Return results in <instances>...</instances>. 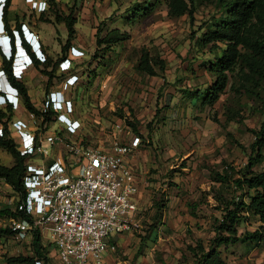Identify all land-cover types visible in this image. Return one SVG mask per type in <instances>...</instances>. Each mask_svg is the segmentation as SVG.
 <instances>
[{"label": "rangeland", "instance_id": "374dc122", "mask_svg": "<svg viewBox=\"0 0 264 264\" xmlns=\"http://www.w3.org/2000/svg\"><path fill=\"white\" fill-rule=\"evenodd\" d=\"M96 2L98 5L77 8L70 1L49 9H61L65 14L73 9L75 15L84 12L83 25L89 30L88 34L75 37L76 44L84 49V55L79 56L82 61L76 67L80 68L78 82L82 84L78 91L70 92L73 100L80 103L78 110L83 111L82 103L88 94L85 88L91 86L93 95L98 96L94 101L104 96L107 109L102 122L87 125L89 131L81 135L84 141L93 147L107 148L116 123L124 126L123 141L130 142L134 136H141L134 153L139 165L135 174L141 189L138 210L131 229L121 233V237L116 236L117 250L109 251V257L107 253L105 264H195L196 257L189 247L196 246L200 240L208 243L215 237L218 219L222 217L221 198L232 199L242 194V191L236 192L233 183L221 184L218 173L230 167L244 169L250 161L254 164L250 170H264V149L261 154L252 151L253 130L259 129L264 121V89H258V93L247 91L236 70L230 73L228 87L215 103L203 102L215 80L210 66L221 55V48L202 43L213 16L218 15L213 6L197 4L191 20L187 15L170 17L164 0L155 8L148 6L145 10L138 7L155 0ZM47 13L46 18L42 17L44 20L49 19ZM100 27L102 37L115 27L128 32L129 37L110 47L97 46ZM59 28L61 31H57L51 44L48 42L52 57L48 56L43 65L52 78L38 69L50 81L58 83L75 70L74 66L70 71L61 70L60 62L67 57L78 58L72 54L71 45L67 51L62 50L68 32L64 25ZM144 49L150 52L153 63L158 58L165 61L164 71L149 75L139 70ZM2 78L3 89L8 88L7 77ZM19 96L20 105L13 112L21 115L14 112L10 119L4 118L8 125L12 121L11 128L28 115L22 94ZM45 98L38 102L40 108ZM0 109L7 110L8 105L2 103ZM45 121L51 126L50 131L56 130L53 126L58 121L57 114H51ZM13 162L11 153L0 146V163L10 166ZM4 186L0 179V188ZM7 189L3 195L15 206L17 194L12 187ZM243 198L249 201L247 196ZM157 201L163 203L162 219L147 238ZM258 225V218L245 212L239 234L254 231ZM1 227L10 229L9 220L3 221ZM2 237L0 264H6L7 256L33 254L31 233L26 238L14 232L4 233ZM42 241L52 250L45 237ZM220 251L226 264H264V242L259 245L231 242L221 246ZM53 255L50 257L57 261Z\"/></svg>", "mask_w": 264, "mask_h": 264}, {"label": "built area", "instance_id": "2783aa9c", "mask_svg": "<svg viewBox=\"0 0 264 264\" xmlns=\"http://www.w3.org/2000/svg\"><path fill=\"white\" fill-rule=\"evenodd\" d=\"M28 1L33 2L34 7L49 2ZM6 2L0 0V45L6 49L9 47L10 51L12 37L5 33L3 22ZM14 35L19 41L16 40L13 68L15 78L21 80L29 68L37 67L34 61L29 66V56L22 46L19 32L16 30ZM71 50L74 56L84 55L76 47ZM72 63L73 60L67 57L60 62V69L70 71ZM4 75L8 79L6 71L1 68L0 104L17 109L21 92L11 84L7 102L2 92ZM79 79L77 74L70 75L63 89L75 85ZM44 102L43 108H38L42 116L28 111L27 119L15 123L14 128H11L12 121L8 125L17 149L27 157L26 195L20 198L17 194L15 206L13 201L10 204L28 217L6 216L9 226L21 238L38 229L52 246L51 254L57 257L52 264H105L107 253L117 250L114 237L131 229L133 216L138 210L139 182L128 158L139 147L141 137L136 135L129 143L123 141L124 126L116 123L109 149L86 145L78 138L79 121L71 117L74 103L62 89L50 92ZM51 111L56 112L63 128L49 130L44 114ZM5 128L4 122L0 121V137L5 134ZM56 146L61 147L63 155L53 157ZM36 264L43 263L38 261Z\"/></svg>", "mask_w": 264, "mask_h": 264}, {"label": "trees", "instance_id": "16d2710c", "mask_svg": "<svg viewBox=\"0 0 264 264\" xmlns=\"http://www.w3.org/2000/svg\"><path fill=\"white\" fill-rule=\"evenodd\" d=\"M164 1H166L170 17L187 15L191 20H194L197 4L211 5L218 14L213 16L202 39V43L205 45L211 44L212 48H221V55L217 56L215 62L210 66V70L215 75V80L204 95L203 102L205 104H213L219 99L228 87L230 73L236 70H239L243 86L247 91L258 93V89H264V0ZM8 3L9 1L6 2V5ZM159 3H161L160 0H155L150 4L144 3L138 9L145 10L148 6L155 8ZM53 14L55 15L53 22H64L68 29L67 41L62 46V50L66 51L76 35L77 17L73 9L69 14L62 13L61 9H55ZM101 30L102 27H100L97 35V46L110 47L125 41L129 37L128 32L122 31L120 28L110 29L103 37L100 36ZM11 36L14 38V33ZM21 38L25 48L29 50L30 45L23 36ZM29 52L31 51L29 50ZM31 54L37 68L40 64L44 65L48 60L47 56L38 58L35 53L31 52ZM152 60L150 52L144 49L138 64L139 70L149 75H158L165 70L164 60L158 58L155 63ZM12 64L13 58L4 59L3 67L10 83L21 92L26 109L40 115L41 112L31 100L25 84L14 77ZM43 68L41 71L52 78V74ZM13 114L12 106H9L7 110L0 109V121L6 125L5 134L0 137V146L11 153L14 158V162L10 166L0 163V179L9 184L20 198H24L26 195L24 175L27 169V157L17 149L15 140L10 137L8 123L4 119H10ZM51 114H56V112L45 113V120L50 119ZM253 133L252 151L255 154H261L264 149V121L259 129L253 130ZM253 165V162L250 161L244 169L236 170L230 167L229 170L218 173L217 180L221 184L233 183L236 192L242 191V194L241 197L234 195L232 199L221 198L223 204L222 217L218 219L219 224L215 229V237L208 243L200 240L196 246L189 247V250L196 257L195 264H226V260L221 256L220 247L231 242H250L257 245L264 242V170H250ZM236 174L239 176L236 177ZM243 195L247 196L249 201H246ZM155 207H157V211L154 214L153 222L147 229V238L156 228V223L162 219L163 203L157 201ZM0 212L9 218L28 219L24 213L17 211L12 206L1 209ZM245 212L257 217L259 225L254 231H245L239 234V225ZM8 232L13 233L14 231L11 228H0V235ZM31 237L33 254L7 256L6 264H36L38 261L43 264L53 263V259L50 257L51 250L43 243L40 231L34 229ZM145 239L143 237L142 242Z\"/></svg>", "mask_w": 264, "mask_h": 264}, {"label": "crops", "instance_id": "0c3cea01", "mask_svg": "<svg viewBox=\"0 0 264 264\" xmlns=\"http://www.w3.org/2000/svg\"><path fill=\"white\" fill-rule=\"evenodd\" d=\"M8 1L9 3L4 7V13H3V22H4L5 30H6L5 33L12 35V33H14L17 30L19 32L22 46L26 47L23 44V41L21 38L23 36L28 42V44L30 45L29 50L32 53H35V55L38 58H43L46 56L52 57L50 49H48V45L51 44V40L54 39L55 35L57 34V31L60 30L59 27L63 25L66 26L64 22H61V23L53 22L55 20V15L53 14V11H50L49 9L51 8V6H54L55 3L59 6L61 3L68 4L70 3V1H73V4H75L77 8H81V7L84 8L86 5L89 6L90 4L98 5V2H96V0L95 1L92 0V2L91 1L87 2V0H54V1L49 0L50 2L38 4V5H35V7L33 5L34 3L28 0H7V2ZM39 9H41L42 11L39 12L38 11ZM46 12H48L47 14H49L48 20L43 19V18H46ZM87 16L90 17V15H87ZM76 17H77V23L75 25V28H76L77 37L78 35H81L80 33L88 34L89 30L85 25H83L84 21H82V18H84V12L79 11V14H77ZM115 28H118V27H115ZM67 32H68V29H67ZM0 35H1V32H0ZM76 39L77 38H74L72 40V43L70 44L71 47H76L80 50H84L82 45H80L78 42L76 44ZM12 43L14 45V38L12 39ZM7 49H9V47ZM15 52L16 51L14 49L13 55ZM31 52L29 53L31 54ZM68 53L70 54V50L68 51ZM0 55H1L0 56V69H1L4 66V59L7 60V58L1 53V47H0ZM71 59L73 60L72 65L74 66L73 69L75 70H73V72H71L70 74H67L65 79L62 80L60 83H58L56 80L50 81L46 75H44L42 72L39 71L41 68H43V64H40V66H38L39 70L38 69L37 70L39 71V73H37V70L36 72H34L33 69L29 68V70L25 74V79H21L19 81L25 84L28 90V94L31 97V100L35 103L36 107H38L39 109H40V104H38V102H41L43 97L45 98V96L48 95L50 92L58 91L62 89L64 95L68 99L75 101V107H74L75 111L73 112V114H71V117H73V119L79 121L80 123V129L78 130V138H80V140L83 141L84 144L89 145L88 141L87 140L84 141L85 139L81 135L87 134L86 132L89 131L87 125H89L91 122L92 123L98 122V121L102 122L103 113L106 111L107 106L104 103V99H103L104 96H102L99 99L100 101H98L97 99H96V102L94 101L95 96L96 97L98 96L93 95L94 94L93 87L90 86V87L85 88V91H87L88 94L87 96H85L84 103H82L83 111L78 110L80 103L77 100H73L70 91L71 90L78 91L82 83L78 82L76 85L70 86L69 89H66V90L63 89L64 83L70 75L72 74L79 75L78 70L80 68H76V67H79L80 60L82 61V57L71 58ZM57 71L60 72V69L58 66H57ZM14 112L16 114L18 111H14ZM19 114L21 115V113ZM25 119H27V116ZM63 127H64L63 123L61 122L59 123V121L54 122L53 128L61 129ZM49 130H51V126L49 127ZM109 147H110V142L107 148L101 147V146L99 148L109 149ZM61 150L62 149L60 146H56L54 148L53 157L58 156V155H63V152H61ZM137 150H138V147L132 151V153L129 155V158H128L129 163L133 167L134 170H136L137 168L139 169V165H138V162L135 161L136 159H135V154H134L135 151ZM4 183H5V186L0 188V210L12 206L10 204V200L8 201V199L5 198L3 195L4 194L3 190H8L7 188H10L11 186L7 184L5 181ZM140 190L141 189L139 188V192ZM138 194L136 195L137 203L139 202ZM5 220H7L6 216L0 212V225H2L3 221ZM117 236L121 237V234ZM115 238L116 236L114 237V242L117 243ZM0 241H4L2 235H0ZM1 247L2 246L0 245V248ZM109 255L110 253H108L107 257H109Z\"/></svg>", "mask_w": 264, "mask_h": 264}, {"label": "clouds", "instance_id": "9594fccd", "mask_svg": "<svg viewBox=\"0 0 264 264\" xmlns=\"http://www.w3.org/2000/svg\"><path fill=\"white\" fill-rule=\"evenodd\" d=\"M11 37H12V39H13V36H11ZM16 40H17V39H16V36L14 35V45H13V43L11 42V48H12V49H11L10 51H9L8 49H6L5 47H2V46L0 45V47H1V53L7 58V60H10V59H12V58L15 56V53H14V55H13V50L15 49V51H17V43H15ZM23 48L25 49L27 55L29 56V60H30V62H29V66H30V65H32L34 59H33L32 55L28 52V50H27L24 46H23ZM0 56H1V55H0ZM12 72H13V75H14V77H15L16 74H15V72H14L13 64H12ZM9 82H10V81H9ZM8 85H9L8 88H5V89L2 90V92H3V94H4V96H5V99H6L7 102L9 101V90L12 89V85H11V83H8Z\"/></svg>", "mask_w": 264, "mask_h": 264}]
</instances>
